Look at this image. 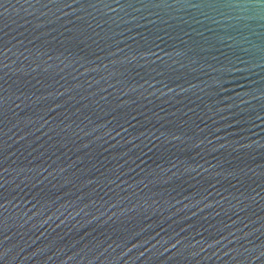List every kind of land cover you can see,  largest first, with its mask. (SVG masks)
Returning a JSON list of instances; mask_svg holds the SVG:
<instances>
[{
	"label": "water",
	"instance_id": "95a60500",
	"mask_svg": "<svg viewBox=\"0 0 264 264\" xmlns=\"http://www.w3.org/2000/svg\"><path fill=\"white\" fill-rule=\"evenodd\" d=\"M0 264H264V0H0Z\"/></svg>",
	"mask_w": 264,
	"mask_h": 264
}]
</instances>
